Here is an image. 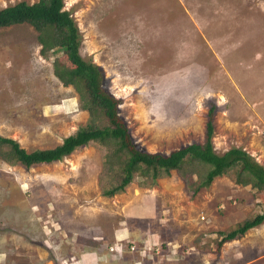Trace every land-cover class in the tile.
Here are the masks:
<instances>
[{
	"label": "rangeland",
	"instance_id": "374dc122",
	"mask_svg": "<svg viewBox=\"0 0 264 264\" xmlns=\"http://www.w3.org/2000/svg\"><path fill=\"white\" fill-rule=\"evenodd\" d=\"M38 1L0 0V10ZM63 10L140 150L203 144L215 107V152L241 148L264 167V0H64ZM37 37L28 24L0 28V137L28 152L62 144L90 119ZM102 156L92 144L28 169L0 161V264H82L101 251L99 264H264V224L219 252L194 247L261 210L264 192L224 176L193 194L173 171L106 198ZM123 242L145 251L110 254Z\"/></svg>",
	"mask_w": 264,
	"mask_h": 264
},
{
	"label": "trees",
	"instance_id": "16d2710c",
	"mask_svg": "<svg viewBox=\"0 0 264 264\" xmlns=\"http://www.w3.org/2000/svg\"><path fill=\"white\" fill-rule=\"evenodd\" d=\"M63 9L64 0H39L36 5L17 3L0 10V28L28 24L36 30L42 55L54 60L53 73L60 83L73 87L77 92L81 110L89 113V123L51 149L28 152L16 141L0 137V161L28 169L60 162L75 151L94 144L103 149L100 184L106 198L124 194L135 183L150 189L158 180L170 177L173 171L178 173L193 194L210 188L216 179L224 176L238 186L256 190L255 194L264 192V167L246 151L232 148L224 154L215 152L212 140L215 107L210 110L203 144H192L169 155L140 150L120 116L121 101L109 93L103 69L82 57L79 28L71 12ZM63 57L72 67L62 61ZM263 224L264 207L244 222L219 232L217 239L200 235L194 247L201 252L214 248L219 252L224 244L243 238L248 231ZM98 244L102 250L108 243H94ZM131 246H135V251L129 249L126 253L137 257L142 254L136 242ZM85 259L87 261L82 264H99L95 254H87Z\"/></svg>",
	"mask_w": 264,
	"mask_h": 264
},
{
	"label": "built area",
	"instance_id": "2783aa9c",
	"mask_svg": "<svg viewBox=\"0 0 264 264\" xmlns=\"http://www.w3.org/2000/svg\"><path fill=\"white\" fill-rule=\"evenodd\" d=\"M129 249H131V251H135V246H131V243H117L115 245H113V247L110 248L109 252L110 254H112L114 256V254H118L120 256L124 255L127 251H129ZM145 251V250H144ZM143 251V252H144ZM116 255L114 257H116Z\"/></svg>",
	"mask_w": 264,
	"mask_h": 264
},
{
	"label": "crops",
	"instance_id": "0c3cea01",
	"mask_svg": "<svg viewBox=\"0 0 264 264\" xmlns=\"http://www.w3.org/2000/svg\"><path fill=\"white\" fill-rule=\"evenodd\" d=\"M102 253H104V254L102 255ZM106 253H107L106 251H103V252L101 251V252H100L101 256H100V254L95 255V259H96L97 261H98V260L100 261L99 258H101V257H102V258H103V257H106V256H105ZM84 260H87V259H84ZM88 260H89V259H88ZM102 261H105V259L101 260L100 262L103 263ZM85 262H86V261H84V263H85ZM104 264H105V263H104Z\"/></svg>",
	"mask_w": 264,
	"mask_h": 264
},
{
	"label": "clouds",
	"instance_id": "9594fccd",
	"mask_svg": "<svg viewBox=\"0 0 264 264\" xmlns=\"http://www.w3.org/2000/svg\"><path fill=\"white\" fill-rule=\"evenodd\" d=\"M132 242V241H131ZM127 243H130V242H127Z\"/></svg>",
	"mask_w": 264,
	"mask_h": 264
}]
</instances>
